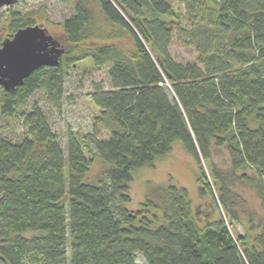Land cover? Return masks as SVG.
<instances>
[{
    "label": "trees",
    "instance_id": "1",
    "mask_svg": "<svg viewBox=\"0 0 264 264\" xmlns=\"http://www.w3.org/2000/svg\"><path fill=\"white\" fill-rule=\"evenodd\" d=\"M58 1L70 10L58 65L0 86V113L25 128L19 140L0 131V263L139 264V254L145 264H264V0H176L181 10L171 0ZM94 4L128 49L92 42L107 37ZM6 8L0 45L35 24ZM173 31L196 61L171 54ZM85 58L106 67L110 87L94 83L91 130L67 129L62 145L44 110L25 107L37 92L59 102L66 68ZM175 141L196 162L198 207L168 182L128 208L133 173ZM90 145L104 164L94 180Z\"/></svg>",
    "mask_w": 264,
    "mask_h": 264
},
{
    "label": "rangeland",
    "instance_id": "2",
    "mask_svg": "<svg viewBox=\"0 0 264 264\" xmlns=\"http://www.w3.org/2000/svg\"><path fill=\"white\" fill-rule=\"evenodd\" d=\"M171 4L175 9L181 10L182 5L176 0H171ZM14 5L22 11L33 13L35 24L45 26L61 42L65 50L69 47L65 44V37L59 24L62 18L70 13L68 5L58 0H18ZM0 12H2L0 16L1 26L8 16L6 6L1 7ZM94 15L99 29L107 37L100 40L93 39V43L115 42L124 49L129 48L131 43L127 35L119 32L116 26L109 23L96 4H94ZM5 37L7 36L4 35ZM170 52L179 61H196L194 47L183 44L175 31H173ZM94 83H101L104 88L110 87L107 69L106 67H94L90 58L82 59L74 66L66 68L64 93L59 102H50L41 92H37L25 108L30 109L33 103L41 107L63 145L67 129L79 130L82 133L91 130L93 118L99 111L89 95L93 90ZM0 131L15 140H19L25 133V128L18 117L5 116L0 113ZM104 135L102 134V136ZM87 154L91 163L86 177L88 180H94L98 173L104 169V164L92 145H90ZM197 170L194 158L184 150L179 141H175L171 150L156 160L152 166L141 167L133 173L129 184L130 201L126 206L130 209L138 208L154 186L173 182L185 187L192 206L198 207L202 199L197 192ZM239 189L246 197L248 207L261 212L259 198L256 194L247 187H239ZM136 259L139 264H145L139 254L136 255Z\"/></svg>",
    "mask_w": 264,
    "mask_h": 264
},
{
    "label": "water",
    "instance_id": "3",
    "mask_svg": "<svg viewBox=\"0 0 264 264\" xmlns=\"http://www.w3.org/2000/svg\"><path fill=\"white\" fill-rule=\"evenodd\" d=\"M18 0H0V8ZM65 52L61 42L43 25L32 24L3 38L0 45V86L13 90L41 66H57Z\"/></svg>",
    "mask_w": 264,
    "mask_h": 264
}]
</instances>
